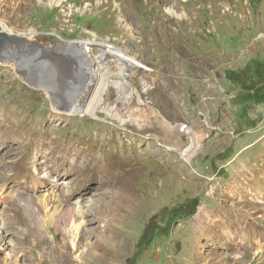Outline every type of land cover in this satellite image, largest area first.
I'll return each instance as SVG.
<instances>
[{
    "label": "rangeland",
    "instance_id": "obj_1",
    "mask_svg": "<svg viewBox=\"0 0 264 264\" xmlns=\"http://www.w3.org/2000/svg\"><path fill=\"white\" fill-rule=\"evenodd\" d=\"M0 17L12 33L39 32L26 37L47 49L63 43L59 36L69 45L106 42L131 55L138 65L125 78L170 125L184 127L172 137L189 141L176 144L190 148L200 137L186 159L170 148L166 133L142 131L103 112L68 113L63 108L78 98L81 71L56 92L31 53L7 55L0 68V122L7 113L18 130L0 132V264H12V247L21 249L25 264H196L195 253L213 246L198 237L196 216L220 205L240 212L255 235L242 254L239 246L216 247V258L264 264V205L238 206L223 194L238 172L263 161L264 0H0ZM93 57L88 64L100 74ZM113 100L105 105L127 110ZM110 147L129 160L139 157L135 170L106 167L102 153ZM36 180L65 205L91 189L105 214L93 219L98 208L80 209L79 202L72 224L47 229L36 222L42 207L52 213L54 204L47 194L41 206ZM127 180L135 200L119 210Z\"/></svg>",
    "mask_w": 264,
    "mask_h": 264
},
{
    "label": "bare ground",
    "instance_id": "obj_2",
    "mask_svg": "<svg viewBox=\"0 0 264 264\" xmlns=\"http://www.w3.org/2000/svg\"><path fill=\"white\" fill-rule=\"evenodd\" d=\"M0 27L4 31L9 33H12V31L14 30L10 29L5 24L1 17ZM19 35L31 38L36 35V31L34 29H29L27 32H23ZM74 42L81 44L83 43L87 47L90 46V40L78 39L74 40ZM92 43L98 47V50L100 52L98 56L93 57V60L98 65H100L102 69V73L100 74L95 73L93 64H88L87 59L89 57V54L85 53L84 49L82 50V47L75 45V43L73 45H69L68 43H66L62 46L59 45L58 47H54L51 49L40 47V50L44 52H58L65 49L68 52H73L74 54L81 56L82 61L80 64V70L82 72V75L79 79L80 92L78 94V98L75 101V104H72L71 106H69V108H63V110L67 111L68 113H78L81 116L86 115L94 117L97 116L99 112H103L108 116L117 119L120 123L128 122L130 124H133L139 130L148 132L150 130H156L161 133H166L171 139L172 147L170 146V148L174 149L177 152H180L183 157L188 159L191 156V153L199 146L200 137L198 136L197 138H192L193 144L190 148L176 144L179 142L187 143L189 141V138L186 135L178 134V131H181L182 129H184V127H175L170 125L162 117V115L158 113L157 110L146 105L145 100L136 92V90L131 86V83L125 78V72L129 70L131 66L135 67L136 65H138V62L131 55L125 54L120 49H117L114 46L113 48H109L108 46L111 45L106 44V42H96L92 40ZM109 57L113 58V60ZM111 76H115L113 77L114 80L112 81ZM111 97L115 100V102L121 103L124 107H126L127 110L122 113L118 109L119 107H111L108 104L105 105V103H107V100L112 99ZM60 110L63 111L62 109ZM9 116L10 115L6 113L4 115L5 119H1L2 121L0 122V132L2 133V136H5L10 132L13 133L14 130H18L14 129V124L16 122H11L13 120L12 118L10 119ZM5 120H8L9 125H11L12 127L6 126V123H4ZM173 132H178L175 138L172 137ZM108 144H113V141L110 138L108 140ZM129 144L132 145L133 142L130 141ZM33 147L34 145L23 146L26 154H30L33 150ZM145 150L146 149L141 147L139 153L144 154ZM102 155L103 164L107 165L106 167L114 168L124 166L126 168L125 170L128 171V173L129 171L135 170L139 161V157L137 156L129 160L123 155L121 156L117 154L116 150L113 149V147H110L108 150L103 152ZM262 156L263 157L259 160L263 159V161H261L259 164L250 165V167L245 169L246 171L242 174L241 172H238L236 174L235 184L231 188H228L227 190L225 189L226 192H223L224 197L232 200L231 202L233 204H235L236 200H238L239 203H236V205L238 206L245 204L252 206V208H258L259 206L264 205V201L262 203L257 200L258 198L264 196V155ZM127 181L124 182L125 190L123 189L124 191L119 195V200L122 201L119 210L132 208V203L135 200L133 194L128 193V191L126 190L130 187L129 182L131 180ZM39 185L41 186L42 183L39 180H36L34 190L37 189V192L41 190L39 192L42 196V198L39 199L41 206L43 201H47V194H50L52 196L49 201L50 203L52 202L54 204L52 205L54 206L52 207L54 209L52 213H48V210H46L45 207H42L44 217L41 218V222H39V220H37L36 222L37 224L42 225L47 229H50L51 226L60 228L62 227V225L67 226L68 224H72L74 222L73 212L79 211V208L76 205V203L79 204V202L80 209L82 208L89 211L91 208H98V211L95 213L96 216L93 219H101L102 215L105 214V211L103 209V202L98 204L99 202L96 200L95 194L91 189L85 190L84 193L80 195V199H77L78 201H76L75 204L65 205L66 200H64L63 197L55 194L53 195L51 191L43 189L42 187H38ZM59 186L61 185H58V187ZM73 192L74 190H72V193ZM2 201H4L6 205L10 204V200L6 196L3 197ZM4 211L6 212V209ZM117 212L118 211H115L114 213L117 215ZM4 217L9 220L6 213ZM91 220L92 219L88 218L85 225L91 227V223H89L91 222ZM207 220L210 223L208 225L206 224ZM237 224H240L241 226L237 227L236 231H233V227ZM195 229L197 231L196 233H198V237L205 238L207 239L208 243L210 242L213 244L212 248L204 253L201 252V250H198L197 252L195 251L196 264H203L202 262H200L201 259L204 264H225V262L216 258V247H220V249L222 250H227L231 247L239 246L241 247L242 254L243 250L248 246V244L246 245L247 241L251 240L255 235V232L250 229V225L248 226L244 219L241 217L240 212L232 211L230 207L222 205H220L219 208H216L213 211L200 209L196 216ZM10 230L12 233H14L13 231H15V228L12 227ZM239 237H241V241L239 240ZM194 242L195 246L198 247L199 241ZM254 243L257 244V242ZM9 258L12 261V264L26 263V259H23V253L19 248L12 247Z\"/></svg>",
    "mask_w": 264,
    "mask_h": 264
},
{
    "label": "water",
    "instance_id": "obj_3",
    "mask_svg": "<svg viewBox=\"0 0 264 264\" xmlns=\"http://www.w3.org/2000/svg\"><path fill=\"white\" fill-rule=\"evenodd\" d=\"M59 38V37H58ZM61 39V38H59ZM62 40V39H61ZM64 43V40H62ZM58 42V45H64ZM44 47L36 40H28L25 36L9 33L0 27V58L7 60V55L14 52L31 53L34 57V65L38 69H42L50 77L53 90H67L69 79L77 76L80 70L81 58L73 52H68L65 49L58 52H44L40 50ZM79 70V71H78Z\"/></svg>",
    "mask_w": 264,
    "mask_h": 264
},
{
    "label": "built area",
    "instance_id": "obj_4",
    "mask_svg": "<svg viewBox=\"0 0 264 264\" xmlns=\"http://www.w3.org/2000/svg\"><path fill=\"white\" fill-rule=\"evenodd\" d=\"M2 29V28H1ZM39 34V32H36V35L35 36H37ZM45 34V33H44ZM47 34H52V33H47ZM35 36H33L32 38H34ZM59 37V36H58ZM60 38V37H59ZM62 39V38H61ZM63 40V39H62ZM76 40H78V39H76ZM65 42L63 43V44H66L67 43V41L66 40H64ZM43 45V44H42ZM75 45H77V46H81V44H78V43H75ZM44 46V45H43ZM82 47V46H81ZM109 48H113V46H108ZM83 49H84V52L85 53H87V54H91V55H93V56H97V55H99L100 54V52H99V50H98V47L97 46H95L93 43H92V40H90V46L89 47H82ZM94 49H96L97 50V54H94L93 53V51H94ZM80 58H81V56H79ZM82 61V60H81ZM7 63H6V61H4V60H2L1 58H0V68H2V66H4V65H6ZM80 64H81V62H80ZM149 70H151L152 71V69L151 68H149Z\"/></svg>",
    "mask_w": 264,
    "mask_h": 264
},
{
    "label": "trees",
    "instance_id": "obj_5",
    "mask_svg": "<svg viewBox=\"0 0 264 264\" xmlns=\"http://www.w3.org/2000/svg\"><path fill=\"white\" fill-rule=\"evenodd\" d=\"M261 102H264V100H262Z\"/></svg>",
    "mask_w": 264,
    "mask_h": 264
}]
</instances>
